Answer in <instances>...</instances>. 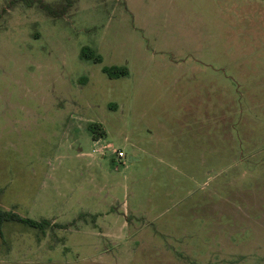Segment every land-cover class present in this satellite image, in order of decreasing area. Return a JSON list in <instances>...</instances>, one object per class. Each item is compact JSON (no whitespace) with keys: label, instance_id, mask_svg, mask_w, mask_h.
<instances>
[{"label":"rangeland","instance_id":"obj_1","mask_svg":"<svg viewBox=\"0 0 264 264\" xmlns=\"http://www.w3.org/2000/svg\"><path fill=\"white\" fill-rule=\"evenodd\" d=\"M0 207V264H264V0H0Z\"/></svg>","mask_w":264,"mask_h":264},{"label":"trees","instance_id":"obj_2","mask_svg":"<svg viewBox=\"0 0 264 264\" xmlns=\"http://www.w3.org/2000/svg\"><path fill=\"white\" fill-rule=\"evenodd\" d=\"M82 51V50H81ZM84 52V50H83ZM94 61H100L99 57L96 56L94 58ZM125 68H120L119 70H117V68H111V67H103V71L109 76V77H119L124 75L125 72ZM87 128L89 129V132H91L94 136L98 129L99 126L92 122V123H88ZM6 221H15V222H19L25 225H28L30 227H43L44 225H46L47 223H49L47 220H40V221H36L34 219H31L29 217H22L19 214H17L16 212H14L13 210H5L3 208L0 207V230L2 227V224Z\"/></svg>","mask_w":264,"mask_h":264},{"label":"built area","instance_id":"obj_3","mask_svg":"<svg viewBox=\"0 0 264 264\" xmlns=\"http://www.w3.org/2000/svg\"><path fill=\"white\" fill-rule=\"evenodd\" d=\"M111 151H112L113 154H116L118 157H121L122 156V153L119 152V150H117L115 148L111 149Z\"/></svg>","mask_w":264,"mask_h":264}]
</instances>
